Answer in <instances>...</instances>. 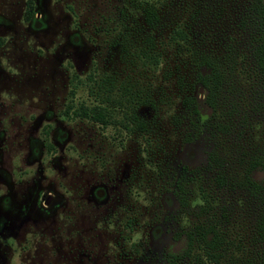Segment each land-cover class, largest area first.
Here are the masks:
<instances>
[{"label": "rangeland", "instance_id": "rangeland-1", "mask_svg": "<svg viewBox=\"0 0 264 264\" xmlns=\"http://www.w3.org/2000/svg\"><path fill=\"white\" fill-rule=\"evenodd\" d=\"M140 2L0 0V264L259 258L264 178L250 166L264 160V79L250 0H154V27ZM203 56L224 76L214 110ZM107 91L123 102L117 120L138 104L144 131L68 107ZM198 226L217 234V262Z\"/></svg>", "mask_w": 264, "mask_h": 264}, {"label": "trees", "instance_id": "trees-1", "mask_svg": "<svg viewBox=\"0 0 264 264\" xmlns=\"http://www.w3.org/2000/svg\"><path fill=\"white\" fill-rule=\"evenodd\" d=\"M251 11L254 14L255 22L257 24V43L253 48V58L257 68L258 73L264 79V0H250ZM140 5L142 6L143 18L145 24L149 27H154L159 21L158 9L154 3V0H141ZM30 15V13H29ZM174 36H179L181 38H186V34L182 30H175L173 32ZM3 39L0 37V45L2 44ZM200 63L206 69V72L199 73L197 82L203 87L206 92L204 102L207 107L214 110L217 106L218 96L220 94L221 87L223 85L224 76L221 71V68L216 63L215 59H212L209 56H203ZM111 92L107 91L106 94L100 96L98 103L88 106L85 104H80L76 108L73 106H68L70 109H73V115L80 118H85L87 120L96 122L102 126H107L110 124H115L120 128L133 132L135 130L144 131L145 122L139 117L137 110L138 104L131 106L130 110H126L122 113V116L119 120L115 117L113 113V104H122L121 99H115ZM123 97L125 100H128V103H131V93L125 88L123 89ZM185 103L188 107L191 108V112L194 115L199 114L197 108V100L194 96L190 95ZM110 106H109V105ZM260 166V171L263 172L264 178V160L260 159V162L251 163L250 169L255 168L256 165ZM264 180V179H263ZM264 186V185H263ZM195 232L199 235L200 241L206 246V255L211 260L217 262L218 254L215 252L209 251V249H216L218 245V236L213 232L211 228L205 229L201 226L196 227ZM255 233L258 238V241L262 244L261 254L257 260L246 261L245 264H264V204L261 209V213L257 220L255 226ZM208 234H212L211 238H207ZM190 241H192V234L189 236Z\"/></svg>", "mask_w": 264, "mask_h": 264}, {"label": "flooded vegetation", "instance_id": "flooded-vegetation-1", "mask_svg": "<svg viewBox=\"0 0 264 264\" xmlns=\"http://www.w3.org/2000/svg\"><path fill=\"white\" fill-rule=\"evenodd\" d=\"M49 201H50V197H47V196H46V203L48 204Z\"/></svg>", "mask_w": 264, "mask_h": 264}]
</instances>
